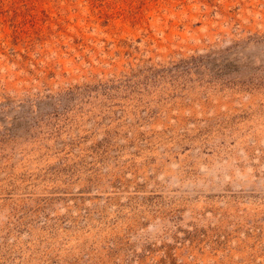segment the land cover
<instances>
[{"label":"rangeland","instance_id":"rangeland-1","mask_svg":"<svg viewBox=\"0 0 264 264\" xmlns=\"http://www.w3.org/2000/svg\"><path fill=\"white\" fill-rule=\"evenodd\" d=\"M0 264H264V0H0Z\"/></svg>","mask_w":264,"mask_h":264}]
</instances>
